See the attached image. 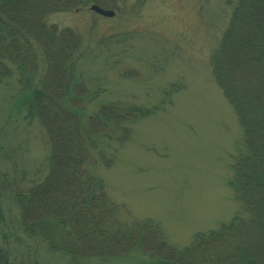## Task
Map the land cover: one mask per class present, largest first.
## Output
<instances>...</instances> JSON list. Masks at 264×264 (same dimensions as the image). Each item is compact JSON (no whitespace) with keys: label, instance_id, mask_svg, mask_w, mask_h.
<instances>
[{"label":"rangeland","instance_id":"1","mask_svg":"<svg viewBox=\"0 0 264 264\" xmlns=\"http://www.w3.org/2000/svg\"><path fill=\"white\" fill-rule=\"evenodd\" d=\"M104 1L107 13L87 6L46 20L82 39L72 79L83 86V118L111 102L150 110L126 123L123 141L103 140L111 159L94 170L119 219L152 221L182 248L240 211L230 181L242 130L211 71L238 0ZM21 79L15 71L0 79V264H160L142 249L71 263L23 233L10 184L44 174L49 145Z\"/></svg>","mask_w":264,"mask_h":264},{"label":"trees","instance_id":"2","mask_svg":"<svg viewBox=\"0 0 264 264\" xmlns=\"http://www.w3.org/2000/svg\"><path fill=\"white\" fill-rule=\"evenodd\" d=\"M105 2L0 0V79L15 71L24 80L29 112L49 145L45 173L34 172L21 189L10 184L20 229L71 263L142 249L160 264H264V0L236 2L211 55L212 75L243 135L230 181L240 211L182 248L168 243L152 221L128 225L119 219L94 170L111 159L103 140L123 141L130 132L126 123L150 110L111 102L83 118V86L72 79L82 39L46 20L51 12L87 6L106 12Z\"/></svg>","mask_w":264,"mask_h":264},{"label":"water","instance_id":"3","mask_svg":"<svg viewBox=\"0 0 264 264\" xmlns=\"http://www.w3.org/2000/svg\"><path fill=\"white\" fill-rule=\"evenodd\" d=\"M99 12H101V13H107V12H105V11H101V10H99Z\"/></svg>","mask_w":264,"mask_h":264}]
</instances>
